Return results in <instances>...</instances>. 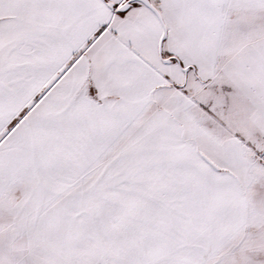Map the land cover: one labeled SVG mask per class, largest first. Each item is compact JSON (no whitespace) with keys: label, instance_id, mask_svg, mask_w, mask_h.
I'll use <instances>...</instances> for the list:
<instances>
[{"label":"snow or ice","instance_id":"1","mask_svg":"<svg viewBox=\"0 0 264 264\" xmlns=\"http://www.w3.org/2000/svg\"><path fill=\"white\" fill-rule=\"evenodd\" d=\"M0 264H264V0H0Z\"/></svg>","mask_w":264,"mask_h":264}]
</instances>
